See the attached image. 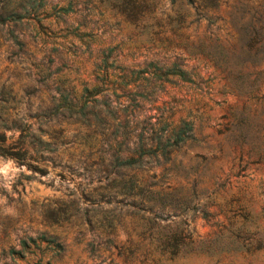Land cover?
Wrapping results in <instances>:
<instances>
[{
    "label": "rangeland",
    "instance_id": "obj_1",
    "mask_svg": "<svg viewBox=\"0 0 264 264\" xmlns=\"http://www.w3.org/2000/svg\"><path fill=\"white\" fill-rule=\"evenodd\" d=\"M145 1L138 27L164 30L154 43L133 35L137 49L122 42L117 62L180 55L197 71L190 80L112 86L95 65L107 34L86 44L78 13L0 23V264H264V0H207L205 10L200 0ZM97 9L114 26L117 9ZM119 26L116 39L134 31ZM180 119L194 134L164 158L154 135ZM141 124L155 153L119 166L141 182L123 187L113 153H131Z\"/></svg>",
    "mask_w": 264,
    "mask_h": 264
},
{
    "label": "trees",
    "instance_id": "obj_2",
    "mask_svg": "<svg viewBox=\"0 0 264 264\" xmlns=\"http://www.w3.org/2000/svg\"><path fill=\"white\" fill-rule=\"evenodd\" d=\"M187 2L191 3L192 0H187ZM216 0H213L215 4ZM106 3L110 7H114L117 9V12H111L110 14L114 17L113 25L111 26L109 18L106 16V13L103 10L97 9L99 4ZM150 3L145 0H57L55 2H50L49 0H3L0 4V23L7 20H15L21 17L31 18L35 21H38L40 18H45L48 15L52 14L55 20H64V17L68 14L78 13L81 16V23L83 24V28L80 31L83 36H86V44L92 42H102L103 35L107 34L108 37L107 42H103L99 47V52L97 54V59L95 65L98 69H101V78H107L110 74L111 78L108 81L111 82L112 86H118L123 90L128 84H133L137 80L142 81L144 84L141 85L142 88L147 89L146 84L149 82H155L161 84L162 82L169 81H186L190 80V73L196 74L195 67L187 68L184 59L182 56L175 57L168 64L163 65L159 64L156 60H148L145 62L143 66L138 64H131L128 66L121 65L117 62L116 55L117 49L122 48V42L131 41L132 44L130 47L135 49L139 48V44L137 41L132 40L133 35H138L142 32L147 33V41L150 43H154V34H157L159 31H163L164 29L157 27L147 26L145 23L141 24L139 27V18L144 15L143 9L149 8ZM213 4V5H214ZM211 3L207 0H200L199 6L204 10L206 8L213 7ZM121 16V19H116L117 16ZM176 19L178 23H182L184 20L183 11H177ZM198 18H195V20ZM120 20L124 21L127 25L132 26V29L136 31L134 33H127L125 37H120L116 39L114 35L120 33V29L122 27L119 26ZM90 22L91 26L86 27L85 23ZM100 22V23H99ZM80 23H78L75 27H78ZM105 25H108L105 27ZM187 26V25H184ZM179 27V26H178ZM115 30V34H111L112 31ZM117 32V33H116ZM8 35L12 42L19 44L21 43L18 35L14 32V29L8 28ZM154 45V44H153ZM189 45H193L192 42ZM202 43H198L197 46H202ZM88 46V45H86ZM180 45H173L174 47H178ZM184 46H181L184 50L187 49ZM193 46H196L194 44ZM200 48V47H199ZM197 52L202 56H207L202 48L196 49L193 51ZM214 56L217 54L214 52ZM225 60V59H224ZM224 63L226 66L227 61H212V64L215 68L221 66ZM108 68H116L117 72L108 71ZM97 87L96 83L92 84V88ZM149 92L152 90V85L147 89ZM129 94V93H128ZM142 91H133L129 100H131V105L133 107H138L139 102L135 99L134 96H141ZM93 115L96 117L97 113L93 112ZM144 124H141L139 130L135 133L137 138L136 146L132 149L129 155H125L124 157L121 155V151L119 152V148H116L113 153V167L114 171L118 172L119 179L122 186L125 187L127 184L132 186L134 183H141L140 178L137 177L133 172L129 175L125 176V174L119 171V166H125L129 168L137 167L140 168L143 166V154L146 153H155V150L144 149L143 143V128ZM167 135H165L160 131L154 135L155 139V148L156 151L159 152L162 156L167 157L168 153H170L174 148L178 147V145L183 142L185 139L193 136V124L189 119H180L178 125H172L168 129ZM167 132V131H166ZM123 137L126 136L128 138V131H123L120 133ZM149 147L151 145L149 144ZM117 178V177H115ZM115 180V179H113ZM111 180V181H113ZM108 222L111 221V218L107 219ZM28 240V241H27ZM29 241H32L30 236H26V238H21L19 240L20 248L14 249L10 247L8 252L11 255L10 258L13 260L12 252H17L18 255H21V252L25 250V248L29 245ZM2 264H10L8 262H3ZM13 264H17L13 261ZM47 264H50L47 261Z\"/></svg>",
    "mask_w": 264,
    "mask_h": 264
}]
</instances>
